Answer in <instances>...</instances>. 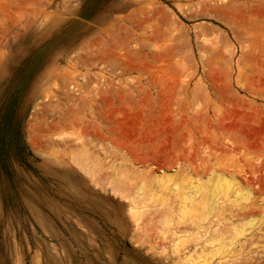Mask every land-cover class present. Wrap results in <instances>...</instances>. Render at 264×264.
<instances>
[{
  "label": "rangeland",
  "instance_id": "obj_1",
  "mask_svg": "<svg viewBox=\"0 0 264 264\" xmlns=\"http://www.w3.org/2000/svg\"><path fill=\"white\" fill-rule=\"evenodd\" d=\"M0 264H264V0H0Z\"/></svg>",
  "mask_w": 264,
  "mask_h": 264
},
{
  "label": "bare ground",
  "instance_id": "obj_2",
  "mask_svg": "<svg viewBox=\"0 0 264 264\" xmlns=\"http://www.w3.org/2000/svg\"><path fill=\"white\" fill-rule=\"evenodd\" d=\"M73 161V160H72ZM77 162V161H76ZM76 165V164H75ZM78 165V164H77ZM79 166V165H78ZM82 167V166H81ZM83 168V167H82ZM86 170V169H85ZM88 172V171H87ZM94 176V175H93ZM98 178V177H97ZM94 179H95V177H94ZM124 179V178H123ZM115 183V182H114ZM98 184V183H97ZM109 185V184H108ZM116 186V185H115ZM110 188H111V186H110ZM114 188V187H113ZM214 188V187H213ZM141 190V189H140Z\"/></svg>",
  "mask_w": 264,
  "mask_h": 264
}]
</instances>
